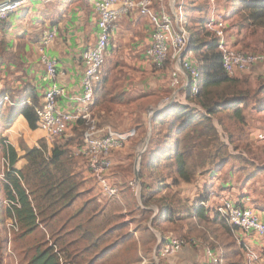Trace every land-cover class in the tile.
I'll use <instances>...</instances> for the list:
<instances>
[{
    "label": "crops",
    "instance_id": "0c3cea01",
    "mask_svg": "<svg viewBox=\"0 0 264 264\" xmlns=\"http://www.w3.org/2000/svg\"><path fill=\"white\" fill-rule=\"evenodd\" d=\"M95 2L96 0H26L23 8L8 21L9 29L0 34V42L4 44L0 54V99L9 97L11 104H6L2 112L17 115L25 105H33V100L42 106L45 94L53 86L59 87V90L62 91V96L59 98V110L68 114L76 112L79 108L77 100L83 93L82 54L88 47H94L98 41V17L95 12ZM165 2H168L169 8L172 0H154L155 9L166 8ZM219 5L220 13L224 14L227 20L228 30L230 28L233 33H236L233 36L234 39L230 37L236 48L242 47L244 51L264 53L263 30H253L244 24L241 17H233L231 0H222ZM207 6L203 12L205 20L206 14H208ZM196 19L200 21L199 16ZM51 30H56L57 36L48 47L44 48L43 38ZM151 43V25L148 20L134 12L121 16L117 20L108 55L113 56L116 53V47L129 48L126 50L131 53L132 58H137L136 61L139 63L136 65L140 67V71L152 74L151 69L154 65L146 57V51ZM43 56L56 62L58 75L55 80L48 79ZM107 77L105 80H107L109 89V77L108 79ZM244 78L249 81L248 88L253 93L262 92L264 89V65H256ZM260 94L263 100H250L251 106L243 111L244 123L236 120L237 124L243 127V130H239L241 133L229 134L231 144L228 145L230 157L226 156L227 163L220 164V166L214 165L212 169L207 170V172L210 171L208 174L195 178L196 181L182 183L180 194H177L175 189L177 186L174 184L178 180L175 167L173 164H168L172 170V176H175V178L170 176L168 181L164 178V182H166L164 184L169 188V195L166 192L162 194L156 192L150 207L141 208L139 204L137 209L135 208L136 211L132 210L135 212L131 221H129L127 213L121 214L123 218L126 216V222L130 223L129 231L126 233L127 238L126 236L118 238L115 235L122 230L120 229L114 233V237L100 247L102 251L107 250L104 264H208L205 248L209 246L216 251H222V248L213 238H210V241L206 243L201 238L189 237L188 221L185 220L189 209L200 204L205 206L209 219L213 220L220 200L230 198L240 207L253 210L264 222V143L257 141L258 135L264 134V96L262 93ZM184 99L186 100L185 92L181 91L179 102L188 105L187 100L186 103L182 102ZM162 101L149 105L145 110H150L149 107H152V110L157 109ZM112 102H114V96L103 107H94L93 112L100 114V117L107 115L109 107L113 105ZM104 119L107 120L105 117ZM3 138L6 145L12 146L18 155V161L14 166L16 171H22L28 165L25 159L28 152L37 149L43 156L51 157L55 147L54 144L47 142L44 131L39 128L32 130L25 117L20 115L13 126L4 133ZM232 142L233 148L231 149ZM81 145L82 143L77 144L73 141L69 150L78 166L77 171L85 176L86 172H82V168H85L83 165L85 161L79 155ZM171 193L177 195L174 196ZM121 199L120 197L108 201L121 203L123 201ZM178 199H183V202L187 201L184 215L180 210L182 208L178 207V203H182ZM202 200L205 201L202 202ZM158 206L163 207L164 212L162 217L156 219L157 214L154 218V220L156 219L155 229L152 228L154 221L152 218L155 213L149 222L144 215H146V211H153L152 207L159 210ZM167 208L175 213L172 220H168ZM132 211L129 213H133ZM104 213L105 209L103 212L101 210L99 214L90 212L89 219L92 221L94 218L93 223H96L97 220H104L108 223L107 228L119 229L120 223H111L105 218V215L102 216ZM181 221L182 232L177 233L180 229L175 230L174 226ZM129 235L133 237V240L128 239ZM233 235L239 246L242 248L249 246L258 254L259 259L255 264H264V241L258 235H245L241 232H235ZM185 237H189L191 242L189 246L174 256L163 255V249L171 239ZM159 240L161 242L164 240L163 246H160ZM12 242L10 239L8 253L14 245ZM157 253L161 256L159 259H157ZM243 255L245 257L244 250ZM244 264H246V258H244Z\"/></svg>",
    "mask_w": 264,
    "mask_h": 264
},
{
    "label": "trees",
    "instance_id": "16d2710c",
    "mask_svg": "<svg viewBox=\"0 0 264 264\" xmlns=\"http://www.w3.org/2000/svg\"><path fill=\"white\" fill-rule=\"evenodd\" d=\"M181 1L177 0V3L180 4ZM231 2L233 17H241L249 28L261 29L264 32V0H231ZM201 5L198 0H187V2L184 0L185 16L193 19L195 25L198 23L196 31H187L191 36V51L201 63L200 93L193 96L190 91H186L188 105L175 102L153 118L151 150L148 154L152 157L147 156L145 162L148 170L158 169L162 160L173 164L178 178L175 185L178 181L191 183L195 176L193 169L197 166L204 168L209 161L211 165H216V161L220 162L219 166L226 164L230 157L229 146L220 142L213 119L223 110L233 109L235 119L244 123L243 111L251 106L250 100H263L260 93L264 96V89L262 92L253 93L248 88L247 79L230 78L225 74L217 43L205 27L206 20L203 12L206 8ZM197 12L200 15V21L194 18ZM7 23L0 21V34L9 29ZM3 48L4 44L0 42V54ZM111 99L112 93L107 88V80L102 78L96 90L94 107H103ZM4 107L5 105L0 107V264H4V257L8 254L10 239L16 248L20 240L27 241L30 237H34L35 244L34 247L28 248V252H25V259H27L25 264H61L60 260L63 257L68 264H96L103 260L105 262L107 250L102 251L100 247L114 237V233L121 228H105L99 234L87 231V234L84 232L81 235L82 239L89 244L82 254L85 256L87 253L92 256V260L87 263L85 258L80 261L79 257L72 259L60 245L63 235L68 234V231H66V222L61 226L58 219H61L64 212L69 213L77 199L82 196L85 182L83 174L77 171L78 166L69 150L74 140L62 143L61 139H58L54 143L51 157L43 156L37 149L28 152L25 156L28 165L22 171H16L14 166L18 161V155L12 146L6 145L4 133L13 126L19 115L25 117L32 130L39 128L37 109L41 106L33 100V105H25L17 115L2 112ZM81 124L83 123L79 122L75 125L79 127ZM166 130L168 134L163 137V140L162 135ZM155 139L158 140V145H155ZM208 139L217 140L218 155L212 159L209 157L208 161L203 160L194 166L191 161L195 156L196 142L203 141L206 146H200V148H208ZM154 146L157 147L153 148ZM2 166L5 167L3 174ZM2 175H4L3 178ZM140 181L143 185L141 201L144 207L148 208L153 203V195L152 193L144 194V190H148L149 186L142 175H140ZM162 185L158 193L167 188L165 184ZM90 202H85L83 207L72 212L70 219H79L88 205L92 204ZM158 207L159 213L156 219L162 217L164 212L163 207ZM149 212L153 213V211H146L145 214ZM166 215L168 220H172L175 213L167 208ZM90 220L88 219V223L92 225L94 218ZM185 220L188 221L189 237L201 238L206 243L213 238L222 248L227 264H244L243 248L238 245L226 221L218 212L211 220L205 206L200 204L189 209ZM11 223L17 225L18 231L10 232L8 224ZM47 235L52 236L49 241H47ZM128 237L133 240L131 235ZM164 243L162 240L160 246Z\"/></svg>",
    "mask_w": 264,
    "mask_h": 264
},
{
    "label": "built area",
    "instance_id": "2783aa9c",
    "mask_svg": "<svg viewBox=\"0 0 264 264\" xmlns=\"http://www.w3.org/2000/svg\"><path fill=\"white\" fill-rule=\"evenodd\" d=\"M26 0L9 1L0 6V21L8 22L25 5ZM208 18L205 27L215 39L221 54V65L230 78L250 72L256 65H264V54H250L238 51L228 38V23L225 15L220 13L217 0H207ZM95 12L98 17V41L94 47H88L82 54L84 75L82 79L83 93L77 100L79 108L74 114L62 113L59 110V98L62 91L53 86L45 94L44 103L37 109L39 129L45 132L46 140L54 144L61 139L76 123L82 122L85 129L82 134V145L79 155L84 159L87 169L97 183L102 196L106 200L119 199L120 189L112 181L111 171L113 157L116 151L137 136L136 129L118 132L111 127H100L94 119V101L98 85L102 82L103 70L106 66L109 46L121 16L132 13L139 14L148 20L152 28V43L146 51V57L155 68L162 70L171 61V86L175 90L171 97L162 103L168 104L174 99L179 102L181 91H190L193 96L200 93L202 71L199 59L191 51V36L187 31L188 23L184 20V1L180 4L172 0L169 8L156 10L154 0H96ZM177 19V23H176ZM178 24V25H177ZM56 30L47 32L42 45L48 47L56 38ZM47 77L55 80L58 75L57 64L47 56H43ZM181 90V91H180ZM180 91V92H179ZM11 104L9 97L0 99V107ZM257 141L264 143V134H259ZM8 166V163H6ZM130 185L138 191L139 183L134 178ZM217 212L226 221L235 234H256L264 241V222L251 209L240 207L230 198H223L217 206ZM10 232L18 231L15 223L9 225ZM191 242L185 239H171L163 249L164 256H174L181 252ZM195 243V242H194ZM208 264H227L222 251L206 247ZM246 264H255L258 254L249 246H243ZM61 264H68L63 258Z\"/></svg>",
    "mask_w": 264,
    "mask_h": 264
},
{
    "label": "rangeland",
    "instance_id": "374dc122",
    "mask_svg": "<svg viewBox=\"0 0 264 264\" xmlns=\"http://www.w3.org/2000/svg\"><path fill=\"white\" fill-rule=\"evenodd\" d=\"M187 2V0H185ZM201 2V6L205 7L207 6V0H198ZM218 7H220L219 4L222 3V0H217ZM165 7L168 8V2H165ZM208 7V6H207ZM209 12V9H208ZM200 13V12H199ZM208 18V14H206ZM200 15H194L195 17H198ZM184 20H186L187 23H189L187 30L190 32L196 31L195 22H193V19H190L189 16L184 15ZM198 25V24H197ZM234 28V27H233ZM233 30L229 28L227 30V36L228 38L232 37L234 39ZM126 47H116V53L112 55H108L106 57V66L103 70V79L105 77H109L108 83H109V90L112 93V97L114 96V102L112 106L109 107V111L107 112V115H103L100 117V114L94 113V119L97 122V125L100 127L108 126L111 127L113 130L118 132H127L131 129H136L137 136L132 139L130 142H128L125 147L119 151H116L115 159L113 158V168L111 171L112 175V181L118 186L120 189V197L121 203H114L111 201L106 200L102 194L101 191L97 185V183L93 180L91 177L89 170L87 169L86 164L83 165L85 168H82V172H86L85 176L83 175V178L85 180L84 187L82 189V196L77 199L74 206L71 208L69 213L64 212V214L61 215V219H58V222H60L61 226L66 222V231H68V234L63 235L62 241L60 242L61 246L67 251V254H69L72 259L75 257H79V261L83 258H85V263L90 262L92 260V256H89V254H85V256L82 254V252L87 249L89 244L85 242V240L82 239L81 235L87 231H90L94 234H99L100 231L104 230L108 227V223H106L104 220H97L96 223H93L92 225H89L88 219H89V213L97 212L99 213L101 210L105 209V213L102 215H105V218L109 220L111 223H120L118 226L122 230L116 234L118 238H122L123 236H126V233L129 231L130 223L126 222L127 217L123 218L121 214H126L129 217V221H131V218L133 217L134 212L136 211L138 205H141V208L144 207L142 204L141 199L137 197L138 191L135 190L130 183L135 178V166L136 162L139 156L140 150L143 149V146L145 145V140L149 136V133H153V126H152V132L150 131V112H152V107H149L150 110H145L149 105L155 104L156 102H159L160 100L164 101L165 98L171 97L175 90L171 86V80H172V64L169 61L166 64V67L162 70H159L155 67H152V74H145L144 72L140 71V67L136 65L139 63L136 61L137 58H132L131 53L128 52ZM238 51L250 53V54H257V52L254 51H244L242 47ZM259 54H264L259 53ZM251 72V71H250ZM250 72L242 74L238 76L237 78H244V76H247ZM107 77V79H108ZM108 88V87H107ZM186 103V100L182 101ZM140 104V105H139ZM117 106V107H116ZM155 107V106H154ZM148 108V109H149ZM95 112V111H94ZM112 112V113H111ZM139 115V116H138ZM107 118L106 119H104ZM143 119V120H142ZM153 120V119H152ZM213 123L216 126L220 142L225 143L226 145L231 144V138L229 134L232 133H238L240 129L243 130V127L241 125H238L236 122V119L233 115V109L229 110H223L218 114L217 117L213 119ZM223 124V125H222ZM85 129V126L81 124L79 127L73 126L71 127L68 132L61 138L62 143L66 142L67 140H74L77 144L82 143V134ZM164 130V129H163ZM241 133V132H239ZM168 134L167 130L164 131L162 135V139L164 140V136ZM151 137L149 144L147 146L146 151L142 155V162L140 167V173L139 175L143 176L144 181H146L147 186H149L148 190H144V194L149 195L152 192V195H156V192H159V189L162 188V184L166 183L164 182V178L168 181L170 176H172V170L169 168L168 162L161 161V167L156 170H148V168L145 165V162L147 160V156L149 158L152 157V155H148L150 153V146H151ZM156 141V139H155ZM233 141V140H232ZM209 147H201L200 146H206V143H203V141L196 142L197 148L195 150V156L192 158L191 163H193L194 166L198 165L199 162H203V160L208 161L209 157L212 159L214 156L218 155L217 151V145L218 142L216 139H208ZM158 145V140L156 141L155 145ZM157 146H154L153 148H156ZM163 147V146H162ZM233 148V142L231 149ZM223 153V152H220ZM211 154H214L211 156ZM220 162L216 161L215 164H219ZM82 165V166H83ZM214 165L210 164V161L206 164L204 168H201L199 166L195 167L193 169V172L195 174V178L203 177L204 175L208 174L210 171L207 172L208 169H212ZM5 171V167L2 166V174ZM2 178L4 175L1 176ZM175 178V176H172ZM196 181V180H195ZM141 182V181H140ZM182 181H178L176 184V190L177 194H180L182 190ZM142 184V183H141ZM143 186V185H142ZM168 186V185H167ZM169 188L163 190V192L159 193H167L169 195ZM143 190L141 191V197H142ZM174 195L173 193H171ZM176 194V195H177ZM182 194V193H181ZM124 195V196H123ZM174 195V196H176ZM178 203V207L180 206L182 209V214L184 215L186 212V202ZM91 201L92 203L90 206L88 205L86 211L83 213V215L77 219V220H71L70 214L72 212L77 211L83 205L85 202ZM7 203V202H6ZM168 204V202H167ZM152 205V204H151ZM135 206V207H133ZM175 206V205H174ZM177 207V209H178ZM136 208V209H135ZM153 213H147L144 215L147 222H149L152 215L155 213L158 208L152 207ZM126 210V212H124ZM135 210V211H132ZM129 211H132L133 213H129ZM159 211V210H158ZM8 224V229L9 228ZM182 221L178 225L174 226L175 230H178L177 233L182 232ZM152 228L154 227V223H152ZM16 233V232H15ZM14 233V234H15ZM13 234V235H14ZM17 234V233H16ZM14 237V236H13ZM39 237V236H38ZM52 238L50 235H47V241ZM127 238V236H126ZM185 240H189V237L183 238ZM52 241V240H51ZM133 242V241H131ZM53 243V242H52ZM17 247L15 248V245H12L11 251L5 255L4 264H25L24 262L27 261L25 259V252H28V248L31 246L34 247V237H30L25 240H20L17 243ZM59 245V248H60ZM104 245V244H103ZM101 245V246H103ZM58 248V247H57ZM119 251V250H118ZM1 254V252H0ZM63 257V256H62ZM161 256L157 255V259H159ZM65 260V258L63 257ZM96 264H104V260L100 261Z\"/></svg>",
    "mask_w": 264,
    "mask_h": 264
},
{
    "label": "water",
    "instance_id": "95a60500",
    "mask_svg": "<svg viewBox=\"0 0 264 264\" xmlns=\"http://www.w3.org/2000/svg\"><path fill=\"white\" fill-rule=\"evenodd\" d=\"M9 1H14V0H0V6L6 5ZM173 101H174V99L168 104H163L162 103L163 101H162L161 104L159 105V107L156 110H154L153 112H150V116H149L150 117V123H149L150 124V131L152 130V119L155 118L162 111H164L167 108H169L174 103ZM150 137H151V134L149 133V136L145 140V145L143 146V149L140 150V152H139V156H138V159H137V162H136V166H135V179L139 183L138 194H137V197L139 198L138 200L141 199V191H142V184L140 182V175H139L141 162H142V155L144 154V152L147 149V146H148L149 141H150ZM157 214H158V210L155 211V214H154L152 220H154V218L156 217ZM152 220H151V223H152ZM159 242H161V240H159Z\"/></svg>",
    "mask_w": 264,
    "mask_h": 264
},
{
    "label": "bare ground",
    "instance_id": "6f19581e",
    "mask_svg": "<svg viewBox=\"0 0 264 264\" xmlns=\"http://www.w3.org/2000/svg\"><path fill=\"white\" fill-rule=\"evenodd\" d=\"M155 110H156V109H155ZM153 111H154V110H153ZM153 111H152V112H153ZM244 258H245V257H244Z\"/></svg>",
    "mask_w": 264,
    "mask_h": 264
}]
</instances>
